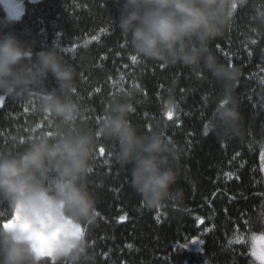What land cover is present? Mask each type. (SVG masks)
<instances>
[{"label": "trees", "instance_id": "16d2710c", "mask_svg": "<svg viewBox=\"0 0 264 264\" xmlns=\"http://www.w3.org/2000/svg\"><path fill=\"white\" fill-rule=\"evenodd\" d=\"M24 1L21 17L0 23V31L27 41L34 54L60 49L76 71L74 98L83 124L98 127L109 100L135 88L130 122L141 131L162 129L181 150L173 187L183 190L182 204L149 209L130 186L131 166L121 167L110 155L111 143L99 138L88 178L97 212L85 226L88 264H259L250 254L254 239L264 235V32L253 26L257 0H237L232 23L210 45L222 63L240 72L234 92L244 134L229 139L218 137L212 121L220 84L202 67L136 56L114 23L116 0ZM5 17L0 3V22ZM47 84L55 81L49 77ZM170 95L177 103L171 118ZM36 108L1 101L0 150L22 151L28 138L52 130ZM11 217L0 203V224ZM193 238L199 242L192 244ZM49 264L56 262L49 258Z\"/></svg>", "mask_w": 264, "mask_h": 264}, {"label": "clouds", "instance_id": "9594fccd", "mask_svg": "<svg viewBox=\"0 0 264 264\" xmlns=\"http://www.w3.org/2000/svg\"><path fill=\"white\" fill-rule=\"evenodd\" d=\"M116 2L114 23L132 52L166 66L206 70L221 86L212 114L218 137H241L242 114L234 92L239 69L222 63L210 47L232 23L237 0ZM253 12L255 31L264 32V0H257ZM17 18L9 15L0 23ZM49 77L54 87H48ZM75 77L58 47L34 54L27 41L0 31V99L35 103L52 129L28 138L22 151L0 150V203L17 217L8 227L0 224V264H49V258L56 264H88L85 226L97 215L88 178L101 137L111 143L110 155L121 167L131 166L130 186L146 208L183 202V190L173 187L181 150L162 129L141 131L128 118L137 90L113 96L106 118L91 127L80 120ZM259 83L264 87V79ZM167 106L177 107L171 95ZM37 233L48 237L46 255L39 253Z\"/></svg>", "mask_w": 264, "mask_h": 264}, {"label": "rangeland", "instance_id": "374dc122", "mask_svg": "<svg viewBox=\"0 0 264 264\" xmlns=\"http://www.w3.org/2000/svg\"><path fill=\"white\" fill-rule=\"evenodd\" d=\"M30 1L34 2V1H38V0H30ZM0 3L5 7L7 16L11 15V16H15L18 18L21 17L23 10H24V6H25L24 0H0ZM0 103H1V101H0ZM261 158H262V170H263V175H264V147H263L262 152H261ZM261 236H264V235L257 236L253 241V247H255V249L257 251H259L261 246L264 245V240L260 239ZM35 239H36L37 244L39 246L40 255H46L47 253H46L45 249H46V246L48 243V237H46L42 233H37V234H35ZM186 247L188 249L192 248V246L190 244H188Z\"/></svg>", "mask_w": 264, "mask_h": 264}, {"label": "snow or ice", "instance_id": "6c2138e0", "mask_svg": "<svg viewBox=\"0 0 264 264\" xmlns=\"http://www.w3.org/2000/svg\"><path fill=\"white\" fill-rule=\"evenodd\" d=\"M218 47H219V46H218ZM132 60L135 61V60H136V57H132ZM0 101H2V99H0ZM167 114H168L169 118H171V116H172V114H173V109H172V108H168V113H167ZM205 134H207V126L205 127ZM100 153H101V154L104 153V149H103V148L100 149ZM124 218H125V217H120V220H123ZM16 220H17V217L13 216L11 219L6 220L5 222H3L2 225H3L4 227H8L10 224H15V223H16ZM157 220H158V222H159V217H157ZM260 239H261V240H264V236H261ZM198 242H199V241H198V238H193V239L191 240V243H192V244H196V243H198ZM236 242H237V243H241L242 241L239 240V239H237ZM129 247H131V246H129ZM250 254H251L253 257H255V258L260 262V264H264V245L261 246V248H260L259 251H257V250L255 249V247H253V250L251 251Z\"/></svg>", "mask_w": 264, "mask_h": 264}]
</instances>
